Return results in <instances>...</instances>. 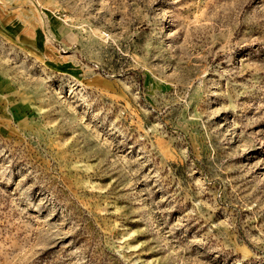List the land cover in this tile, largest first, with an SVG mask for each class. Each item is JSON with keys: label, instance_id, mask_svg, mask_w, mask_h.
I'll use <instances>...</instances> for the list:
<instances>
[{"label": "rangeland", "instance_id": "obj_1", "mask_svg": "<svg viewBox=\"0 0 264 264\" xmlns=\"http://www.w3.org/2000/svg\"><path fill=\"white\" fill-rule=\"evenodd\" d=\"M0 264H264V0H0Z\"/></svg>", "mask_w": 264, "mask_h": 264}]
</instances>
